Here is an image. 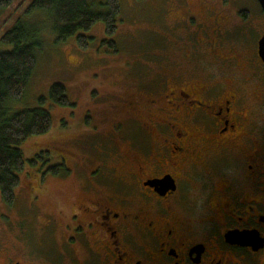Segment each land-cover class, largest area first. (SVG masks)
<instances>
[{"label":"flooded vegetation","instance_id":"obj_1","mask_svg":"<svg viewBox=\"0 0 264 264\" xmlns=\"http://www.w3.org/2000/svg\"><path fill=\"white\" fill-rule=\"evenodd\" d=\"M199 6L168 1L155 74L92 108L95 158L47 209L54 245L0 241V264H264V6Z\"/></svg>","mask_w":264,"mask_h":264},{"label":"rangeland","instance_id":"obj_2","mask_svg":"<svg viewBox=\"0 0 264 264\" xmlns=\"http://www.w3.org/2000/svg\"><path fill=\"white\" fill-rule=\"evenodd\" d=\"M32 1L15 0L0 14V38L21 17L41 29L43 42V46L36 50L37 66L27 89L20 100L10 103V108L15 112L40 106L39 98H48L50 88L55 83L66 87L73 105L60 106L49 98L41 105L51 113L53 125L47 134L32 136L20 146L26 164L25 169L19 173L21 182L15 190V203L7 205L0 191V241L14 242L15 236H27L36 246L43 244L51 247L54 242L49 237L52 224L49 217H46L47 209H53V202L61 203L60 206H71L68 198L74 197L75 188L69 183L62 185V181L70 176L69 170L74 171V178L82 174V158H95L91 147L94 139L91 129L95 124L91 119V116L94 118L92 108L96 109L105 101L109 82L155 74L156 63L160 60L159 50L161 52L166 48L169 36L176 38L177 34L176 27L166 25L164 19L166 3L172 0H120L117 32L112 37L107 36L105 24L99 21L91 29L80 31V34L93 38L89 48L82 49L76 41V35L65 41L57 40L50 28L48 12L36 11L26 16L24 11ZM89 1L95 10L106 11L103 5L106 0ZM187 1L193 7L195 3L199 11L200 0ZM243 1L252 3V0ZM186 9H173L170 12L171 19L175 13L181 17ZM167 20L170 21L168 13ZM108 39L116 41L117 52L102 46V41ZM0 48L12 49L13 45L0 42ZM85 116L89 120L87 128L80 125ZM43 151H49V161L44 162L37 157ZM33 159L36 164L30 161ZM58 164L61 166H58L57 174L52 170L43 174L46 169Z\"/></svg>","mask_w":264,"mask_h":264},{"label":"trees","instance_id":"obj_3","mask_svg":"<svg viewBox=\"0 0 264 264\" xmlns=\"http://www.w3.org/2000/svg\"><path fill=\"white\" fill-rule=\"evenodd\" d=\"M15 0H0V14ZM105 12L97 11L89 0H33L25 9L26 16L36 11H46L50 17V28L58 41L76 35L80 48L87 49L92 37L80 34L97 22L105 24L106 34L112 37L118 29L121 13L120 0H106ZM41 29L19 18L13 27L2 34L0 42L13 45L12 49L0 48V191L3 201L12 206L16 201L15 190L20 185L19 173L25 169L26 159L20 146L30 137L47 134L53 125L51 113L43 108L48 98L60 106H71L66 87L61 83L51 86L49 97H40V106L12 112L10 103L20 100L37 66L36 50L43 46ZM111 52H117V43L112 39L103 40ZM46 154V156H44ZM49 151L37 157L49 161ZM46 157V159H45ZM36 164V160H30ZM60 164L49 167L57 174ZM68 171V169L66 168Z\"/></svg>","mask_w":264,"mask_h":264},{"label":"water","instance_id":"obj_4","mask_svg":"<svg viewBox=\"0 0 264 264\" xmlns=\"http://www.w3.org/2000/svg\"><path fill=\"white\" fill-rule=\"evenodd\" d=\"M261 4L264 6V0H260ZM260 45H261V53L263 54L264 52V38L260 41ZM264 55V54H263ZM231 236H234V237H239L241 236L240 234L237 235V234H232Z\"/></svg>","mask_w":264,"mask_h":264}]
</instances>
